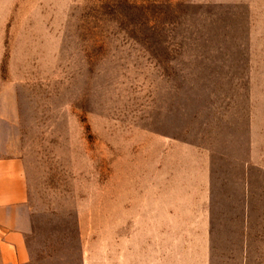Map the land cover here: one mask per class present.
Instances as JSON below:
<instances>
[{
	"label": "rangeland",
	"instance_id": "374dc122",
	"mask_svg": "<svg viewBox=\"0 0 264 264\" xmlns=\"http://www.w3.org/2000/svg\"><path fill=\"white\" fill-rule=\"evenodd\" d=\"M248 57L254 82L196 84V108L210 114L215 92L230 93L264 155V0H0V105L17 109L29 170L70 209L72 232L81 217L80 251L62 264H113V163L142 158L162 107L178 98L191 114L174 65L241 75Z\"/></svg>",
	"mask_w": 264,
	"mask_h": 264
},
{
	"label": "crops",
	"instance_id": "0c3cea01",
	"mask_svg": "<svg viewBox=\"0 0 264 264\" xmlns=\"http://www.w3.org/2000/svg\"><path fill=\"white\" fill-rule=\"evenodd\" d=\"M250 60L241 75L238 65H174L175 82L192 85L183 95L191 114L178 98L172 112L162 107L142 158L113 163V264H264V155L253 153V114L223 90L210 114L199 111L194 87L254 82ZM17 116L0 105V264L72 261L81 217L72 232L70 209L29 170Z\"/></svg>",
	"mask_w": 264,
	"mask_h": 264
}]
</instances>
